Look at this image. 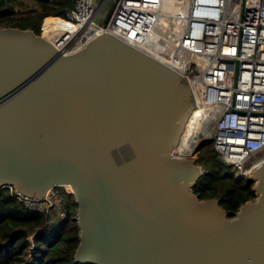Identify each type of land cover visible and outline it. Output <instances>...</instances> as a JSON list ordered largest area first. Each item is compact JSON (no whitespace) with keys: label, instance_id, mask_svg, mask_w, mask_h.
<instances>
[{"label":"water","instance_id":"95a60500","mask_svg":"<svg viewBox=\"0 0 264 264\" xmlns=\"http://www.w3.org/2000/svg\"><path fill=\"white\" fill-rule=\"evenodd\" d=\"M117 3L97 0L100 25ZM195 106L186 77L108 32L64 55L0 27V189L70 185L77 264H264V161L236 211L202 199L200 143L175 151Z\"/></svg>","mask_w":264,"mask_h":264},{"label":"built area","instance_id":"2783aa9c","mask_svg":"<svg viewBox=\"0 0 264 264\" xmlns=\"http://www.w3.org/2000/svg\"><path fill=\"white\" fill-rule=\"evenodd\" d=\"M168 1L118 0L104 26L96 21L97 0H75L65 16L43 20L41 35L47 24L56 27L53 20L62 22L51 34L62 39L57 49L68 55L108 32L186 77L195 109L211 105L202 121L211 127L210 136L199 143L212 139L236 180L250 178L251 170L264 161V0H173L178 9L171 14L173 37L151 46ZM156 52L160 56L154 57ZM4 189L27 211L45 213L51 225L69 216L75 199L66 185L54 186L41 198L13 186Z\"/></svg>","mask_w":264,"mask_h":264},{"label":"trees","instance_id":"16d2710c","mask_svg":"<svg viewBox=\"0 0 264 264\" xmlns=\"http://www.w3.org/2000/svg\"><path fill=\"white\" fill-rule=\"evenodd\" d=\"M29 2L38 6L31 7ZM74 2L0 0V27L31 29L41 35L43 20L49 16H65ZM203 151L204 174L194 188L202 199L220 198L227 210L236 211L242 203L255 197L254 182L249 178L236 180L230 167L218 161L213 141ZM77 208L73 199L69 216L51 225L45 213L27 211L6 189H0V264H77L74 261L79 244V228L74 219ZM31 251H34L33 257Z\"/></svg>","mask_w":264,"mask_h":264},{"label":"bare ground","instance_id":"6f19581e","mask_svg":"<svg viewBox=\"0 0 264 264\" xmlns=\"http://www.w3.org/2000/svg\"><path fill=\"white\" fill-rule=\"evenodd\" d=\"M178 10L175 8V3L173 0L168 1L164 5V8L162 9V17H161V24L159 27V30L157 31L158 34L155 35L156 39L152 38L150 41V45H154V42L162 43L163 41L169 42L173 37V31L172 28L175 29L176 25L173 23L172 15L175 11ZM55 22V28H51V25L49 26L47 24L46 26V32L44 34V37L51 42L56 48L60 42H62V39L59 37L56 39L54 35L51 33H55L60 27V25H63L62 22H59L58 20H53ZM158 50L161 52V49L159 46H156ZM155 47V48H156ZM155 56H160L159 52L155 53ZM210 107L211 105L201 106L197 109H195L192 114L189 116L188 121L186 123V130L183 131V135L181 138V141L179 143L178 148H176V153L180 157H185L190 153V151L193 150L196 144L199 143V141L205 136H210V130L211 127L208 125H203L202 121L206 119L210 113ZM203 127V128H202ZM67 188L72 191V187L70 185H67Z\"/></svg>","mask_w":264,"mask_h":264},{"label":"rangeland","instance_id":"374dc122","mask_svg":"<svg viewBox=\"0 0 264 264\" xmlns=\"http://www.w3.org/2000/svg\"><path fill=\"white\" fill-rule=\"evenodd\" d=\"M186 129H187V128H186V126H185V129H184V130H186ZM182 135H183V132H182ZM181 138H182V137H181ZM180 141H181V140H180ZM212 141H213L212 139H209V140H207V141H204V142L200 143L199 151L196 152V153L193 155L194 158L197 159L198 165H200L203 169H204V165H203V163L201 162V160H202L201 158L205 155V152L203 151V148L209 146V144H210ZM197 150H198V149H197ZM218 161H221L220 158H218ZM235 179H236V178H235ZM237 180H240V179L237 178ZM241 180H243V179H241ZM65 193L67 194L68 197H71V196H72L70 192H65ZM30 240H32V237H30ZM44 250H45V247H44V249H43L42 252H44ZM40 257H41V254L38 255V258H40Z\"/></svg>","mask_w":264,"mask_h":264},{"label":"crops","instance_id":"0c3cea01","mask_svg":"<svg viewBox=\"0 0 264 264\" xmlns=\"http://www.w3.org/2000/svg\"><path fill=\"white\" fill-rule=\"evenodd\" d=\"M29 6L36 8L38 5L34 4L33 2H29Z\"/></svg>","mask_w":264,"mask_h":264}]
</instances>
